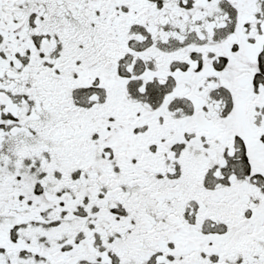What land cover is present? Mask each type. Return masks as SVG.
I'll return each instance as SVG.
<instances>
[{
	"label": "flooded vegetation",
	"instance_id": "obj_1",
	"mask_svg": "<svg viewBox=\"0 0 264 264\" xmlns=\"http://www.w3.org/2000/svg\"><path fill=\"white\" fill-rule=\"evenodd\" d=\"M0 264H264V0H0Z\"/></svg>",
	"mask_w": 264,
	"mask_h": 264
}]
</instances>
